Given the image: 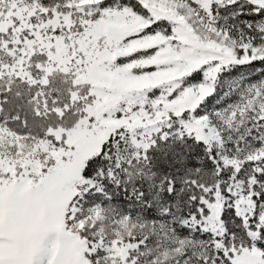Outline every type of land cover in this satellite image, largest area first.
I'll return each instance as SVG.
<instances>
[{
    "label": "snow or ice",
    "instance_id": "6c2138e0",
    "mask_svg": "<svg viewBox=\"0 0 264 264\" xmlns=\"http://www.w3.org/2000/svg\"><path fill=\"white\" fill-rule=\"evenodd\" d=\"M0 264H264V0H0Z\"/></svg>",
    "mask_w": 264,
    "mask_h": 264
}]
</instances>
